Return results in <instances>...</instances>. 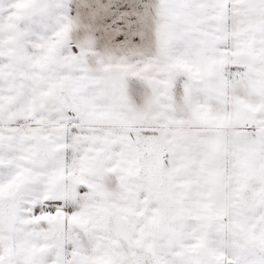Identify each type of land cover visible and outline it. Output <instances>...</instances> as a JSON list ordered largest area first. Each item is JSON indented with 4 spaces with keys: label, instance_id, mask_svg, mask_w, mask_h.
Returning a JSON list of instances; mask_svg holds the SVG:
<instances>
[{
    "label": "snow or ice",
    "instance_id": "1",
    "mask_svg": "<svg viewBox=\"0 0 264 264\" xmlns=\"http://www.w3.org/2000/svg\"><path fill=\"white\" fill-rule=\"evenodd\" d=\"M0 264H264V0H0Z\"/></svg>",
    "mask_w": 264,
    "mask_h": 264
}]
</instances>
